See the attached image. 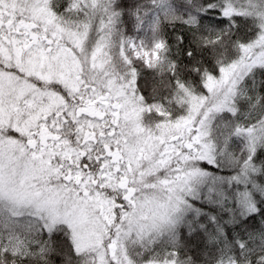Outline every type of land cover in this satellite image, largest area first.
I'll list each match as a JSON object with an SVG mask.
<instances>
[{
    "label": "snow or ice",
    "instance_id": "snow-or-ice-1",
    "mask_svg": "<svg viewBox=\"0 0 264 264\" xmlns=\"http://www.w3.org/2000/svg\"><path fill=\"white\" fill-rule=\"evenodd\" d=\"M0 264H264V0H0Z\"/></svg>",
    "mask_w": 264,
    "mask_h": 264
}]
</instances>
